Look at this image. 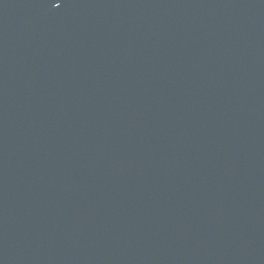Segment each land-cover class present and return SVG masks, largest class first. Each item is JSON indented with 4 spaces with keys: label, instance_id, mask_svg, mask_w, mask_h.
<instances>
[{
    "label": "water",
    "instance_id": "1",
    "mask_svg": "<svg viewBox=\"0 0 264 264\" xmlns=\"http://www.w3.org/2000/svg\"><path fill=\"white\" fill-rule=\"evenodd\" d=\"M0 264H264V0H0Z\"/></svg>",
    "mask_w": 264,
    "mask_h": 264
}]
</instances>
